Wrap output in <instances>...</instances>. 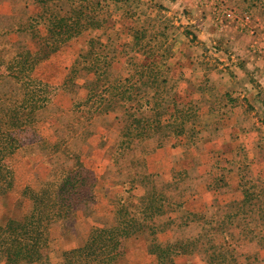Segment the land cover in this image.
Segmentation results:
<instances>
[{"label": "rangeland", "instance_id": "1", "mask_svg": "<svg viewBox=\"0 0 264 264\" xmlns=\"http://www.w3.org/2000/svg\"><path fill=\"white\" fill-rule=\"evenodd\" d=\"M261 1L0 0V150L15 183L0 224L32 209L28 188L62 210L42 259L22 264H98L104 244V264H174L196 245L223 264L258 248L247 240L264 245V87L242 116L232 76L216 72L231 67L228 35L255 37L264 54ZM145 55L155 67L139 83Z\"/></svg>", "mask_w": 264, "mask_h": 264}, {"label": "crops", "instance_id": "2", "mask_svg": "<svg viewBox=\"0 0 264 264\" xmlns=\"http://www.w3.org/2000/svg\"><path fill=\"white\" fill-rule=\"evenodd\" d=\"M192 2V1H190ZM227 6V5H226ZM228 6H230V4H228ZM231 9L228 10V15L227 17H231L229 16L231 13ZM236 18L239 17V19L241 18L240 16H235ZM236 22L239 23V20H237ZM135 24H139L138 21L134 22ZM230 23V22H229ZM228 23V24H229ZM227 24V26H228ZM137 26H134L132 24V26H130V30H132V37L129 40L130 45H143L142 44V36L141 34L138 33L139 28H141L140 26H138L139 28H136ZM240 27V24H237V28ZM254 28V27H253ZM249 28L251 31H249V33H256V29L254 28ZM169 30V26L166 25L165 23L162 24L161 26V30ZM247 29V30H249ZM139 35V36H138ZM138 38V39H137ZM166 45L169 44V39H166ZM226 42H229V47H230V53H232V56H228V58H220L221 61H225L226 60V65H231L230 70L229 69H225L223 71L221 70H216V72H219L220 77L222 76H227V72H229L231 77V80H229V84H228V88H227V92H229L230 94H233L234 97H239L241 96V100H242V104L241 105H237L235 107V109L237 110V113L244 116L247 107L249 106V104L251 105L253 102V99L256 100L257 105L256 108H258V104L259 103V93H262V90H258L257 88L260 87H264V54L260 55L258 52H262L261 47L262 45H260V40H256L255 37H252L251 40H246L245 38H236L233 35H228L226 38ZM147 44V42H145V45ZM146 56V55H145ZM163 56V55H161ZM241 56V57H239ZM235 57H239L237 58V62ZM149 58L148 61H151L153 58L151 57H147ZM166 58V57H165ZM161 60H159L160 62ZM258 79V80H256ZM246 102V104H245ZM240 107V108H239ZM240 109V110H239ZM241 112V113H240ZM251 135L248 136H257L258 134L256 132L251 131V133H249ZM227 136V135H225ZM252 141H254L252 139ZM250 140V142H252ZM98 153V155L103 156L104 155V151L101 152L99 150H96V154ZM226 156H228V154H226ZM250 160L252 162V164L255 167H259V164L262 163V161L259 163V158L255 155L252 154L250 156ZM206 167V166H205ZM201 168V167H200ZM204 166L202 167V171H203ZM207 168V167H206ZM255 168V172L258 173L260 171ZM204 185V184H203ZM231 186V190L234 192V194H236L234 197H232L231 193L232 191H229V195H230V200L234 199H240V189H239V185L238 182H234L233 184H230ZM205 188V187H204ZM229 199L227 201H230ZM199 236V235H198ZM255 240H247L243 245L244 247H247L249 244L250 245H255V247L257 249L252 250V251H248V250H243L242 252L240 251V257L236 258L235 256H231V258L234 260H230L227 259L225 256H223L222 261L224 262L223 264H249L250 261L253 260H262L263 258L260 257L261 254L263 253L262 251L264 249H262L264 247V245L262 244L260 239H256ZM226 243H220V244H216V247L222 248L224 249L226 247ZM213 245V244H212ZM219 245V246H217ZM253 259V260H251ZM212 260H214L212 258V256L207 255V253L204 252V250H202V246H193L192 249L189 252L186 253H181L178 254L175 257L174 260V264H212ZM226 260V261H225ZM228 261H232L231 263ZM235 262V263H234ZM262 264H264V262H261ZM3 264H6L5 262Z\"/></svg>", "mask_w": 264, "mask_h": 264}, {"label": "trees", "instance_id": "3", "mask_svg": "<svg viewBox=\"0 0 264 264\" xmlns=\"http://www.w3.org/2000/svg\"><path fill=\"white\" fill-rule=\"evenodd\" d=\"M255 5L264 7V0L258 4L255 3ZM135 66L139 68L141 72L140 78L142 79H140V81L138 80L140 83L141 80L145 81V78L147 77L146 74L149 75L148 69L155 67V64H153L152 61L150 63L138 62ZM18 69L14 58L13 64L11 65V73L16 71V74L19 75L20 72H17ZM136 84L137 86L134 85L135 89L138 88V82H136ZM111 89L114 91V87L111 88V86H108L106 91L108 92ZM125 92L126 91H124V93ZM124 106L126 105L124 104ZM141 108L142 106L140 105H129L128 107L126 106L125 112H129L130 114L132 109H134V111H139ZM15 142V147L18 148L20 145L19 141L18 144L17 141ZM14 143L11 145L12 147L14 146ZM14 185L13 169L7 161L6 152L0 150V196L8 194L13 189ZM27 191L33 194L32 198L30 197L33 199L34 203L32 209L29 210L23 218L11 217L5 223L0 224V252L6 255L7 264L32 263L36 260L42 259L43 254L40 253V251L42 247H46L44 241H46L47 229L51 222L58 219L57 213L62 211L57 205L58 202L55 200L57 196L54 192H48L47 194L46 191L36 192L29 188L26 192ZM97 235L99 236V233H97ZM101 236L104 237L103 235ZM42 237H44L43 244L41 242ZM105 245L106 244H104V246ZM104 246H97L92 250L94 252L97 251V253H102L103 255L101 258L96 256L97 253L93 254L88 252V256H96L95 258L99 259L98 264H104L105 262H108L109 259H113V257L110 256V248Z\"/></svg>", "mask_w": 264, "mask_h": 264}]
</instances>
